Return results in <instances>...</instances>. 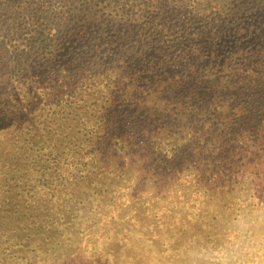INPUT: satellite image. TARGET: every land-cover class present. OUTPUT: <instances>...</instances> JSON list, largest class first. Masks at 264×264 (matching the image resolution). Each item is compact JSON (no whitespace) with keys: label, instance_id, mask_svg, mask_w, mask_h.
Masks as SVG:
<instances>
[{"label":"trees","instance_id":"1","mask_svg":"<svg viewBox=\"0 0 264 264\" xmlns=\"http://www.w3.org/2000/svg\"><path fill=\"white\" fill-rule=\"evenodd\" d=\"M245 173L264 191V0H0L2 248L37 207L75 217L138 187L157 204L170 181L209 202ZM189 217L178 264H264V238L239 256L252 225L219 243L218 216Z\"/></svg>","mask_w":264,"mask_h":264},{"label":"rangeland","instance_id":"2","mask_svg":"<svg viewBox=\"0 0 264 264\" xmlns=\"http://www.w3.org/2000/svg\"><path fill=\"white\" fill-rule=\"evenodd\" d=\"M248 175L250 174L245 173L244 177L238 179H235L237 175L228 176L226 179L220 178V175L214 177L212 181L219 187L210 189L212 198L209 202L203 196L194 195L195 192H191L190 186L188 188L176 186L178 188L173 189L170 181L169 185L163 186L161 190L163 198L157 204L156 200H152V196L157 192L155 194L149 190L150 188L138 187L122 190L116 196L115 202L105 205L104 208L100 207L97 197L103 199L104 194L109 195L107 192L99 189L102 192L99 196L87 194L84 197L87 202L76 210L82 211L81 215L75 217L71 214L74 212L55 211L50 209L52 207H48V210L37 207L34 211L29 210L34 214L32 218L18 224L20 226L21 223L27 222L22 224V227L28 228L25 232L23 229L19 231L21 235L19 238L2 236L5 246L2 248L0 244V264H29V262L30 264H152L154 260L162 264H178L180 255L184 254L187 247L178 235L185 233L186 223L192 222L193 219L189 216H194L195 226L198 225L202 230V225L205 223L200 220L204 217L202 215H216L220 218L217 221L219 225L213 230L214 236L210 237L213 242L217 240L219 243H224L235 239L234 234L237 233L233 230L234 225L243 224L244 229L252 225L254 229L248 230L245 235L247 241L245 248L242 246L243 243L240 245L236 243L237 249L241 251L239 256L243 260H249L250 256L244 257L255 247L250 245L264 238V191L262 186L256 188L255 179H248ZM230 180L231 182H227ZM117 181L121 183L120 180ZM228 183L233 188L228 190ZM224 185L226 187L220 189ZM176 198L184 199L187 205L184 204L183 207L174 205ZM195 198L197 200L201 198V204L205 205L203 210L193 212L189 208L188 205L193 204ZM212 202L220 212H211L207 208L208 205L214 206L210 204ZM237 207L241 210L238 211ZM180 208L184 211H180ZM222 219H228L231 225L227 226ZM178 220H181L180 224L177 223ZM232 225L233 227L230 228ZM13 227L14 224L11 228ZM173 235L174 240H169ZM222 235L225 236L224 239ZM220 237L224 242L220 241ZM165 241H168L166 245H164ZM52 249L54 253H51H56V257L49 258L48 252ZM193 251L194 254L197 252ZM263 252L264 248L259 252L255 249L254 253L250 254L253 255L252 259H255L263 257ZM202 254L198 251L199 260L203 264L207 263L201 257ZM230 255L235 256V251ZM236 261L237 259H228V264H234Z\"/></svg>","mask_w":264,"mask_h":264}]
</instances>
